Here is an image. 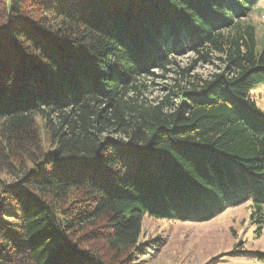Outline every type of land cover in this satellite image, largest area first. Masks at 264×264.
<instances>
[{
  "label": "trees",
  "instance_id": "trees-1",
  "mask_svg": "<svg viewBox=\"0 0 264 264\" xmlns=\"http://www.w3.org/2000/svg\"><path fill=\"white\" fill-rule=\"evenodd\" d=\"M257 2L0 0V264H132L144 216L245 201L261 228ZM154 70L178 75L158 100Z\"/></svg>",
  "mask_w": 264,
  "mask_h": 264
},
{
  "label": "rangeland",
  "instance_id": "rangeland-1",
  "mask_svg": "<svg viewBox=\"0 0 264 264\" xmlns=\"http://www.w3.org/2000/svg\"><path fill=\"white\" fill-rule=\"evenodd\" d=\"M248 19L255 25L259 48L264 40V0H258L252 7ZM175 59L184 68L191 64L194 56L184 51ZM214 65L197 63L189 70L206 75L216 69ZM175 77L178 75L173 71L154 70V75L143 79L145 95L160 99L168 92ZM252 92L257 106L264 111V84L257 85ZM39 125L42 126V122L39 121ZM41 136L45 142L43 127ZM0 179L10 181L12 177L2 172ZM139 241L140 254L132 264H264V260L256 256L264 253V224L257 228L249 201L226 206L211 219L201 222L144 216Z\"/></svg>",
  "mask_w": 264,
  "mask_h": 264
}]
</instances>
